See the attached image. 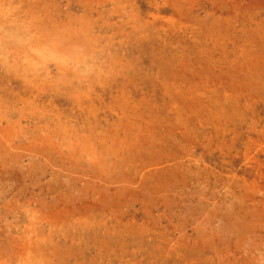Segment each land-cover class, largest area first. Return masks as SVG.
Listing matches in <instances>:
<instances>
[{
  "label": "rangeland",
  "instance_id": "1",
  "mask_svg": "<svg viewBox=\"0 0 264 264\" xmlns=\"http://www.w3.org/2000/svg\"><path fill=\"white\" fill-rule=\"evenodd\" d=\"M0 264H264V0H0Z\"/></svg>",
  "mask_w": 264,
  "mask_h": 264
},
{
  "label": "bare ground",
  "instance_id": "2",
  "mask_svg": "<svg viewBox=\"0 0 264 264\" xmlns=\"http://www.w3.org/2000/svg\"><path fill=\"white\" fill-rule=\"evenodd\" d=\"M219 220V219H218Z\"/></svg>",
  "mask_w": 264,
  "mask_h": 264
}]
</instances>
